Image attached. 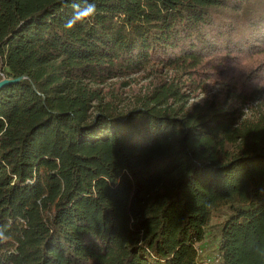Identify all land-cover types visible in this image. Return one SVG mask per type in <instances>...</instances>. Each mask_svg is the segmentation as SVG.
<instances>
[{
    "label": "trees",
    "instance_id": "trees-1",
    "mask_svg": "<svg viewBox=\"0 0 264 264\" xmlns=\"http://www.w3.org/2000/svg\"><path fill=\"white\" fill-rule=\"evenodd\" d=\"M94 2L0 0V264H264V0Z\"/></svg>",
    "mask_w": 264,
    "mask_h": 264
},
{
    "label": "rangeland",
    "instance_id": "rangeland-1",
    "mask_svg": "<svg viewBox=\"0 0 264 264\" xmlns=\"http://www.w3.org/2000/svg\"><path fill=\"white\" fill-rule=\"evenodd\" d=\"M1 71H0V77H1ZM121 82H127L128 86L125 88H122L120 86ZM146 81L142 80L140 77H136V78H131V79H126V80H118L115 81L114 84L115 85V92L118 93L119 96H121V98L124 99V103L123 104H128L129 102H131L135 96H138L141 93V89L143 86H145ZM219 84L216 85H211L208 86V90L209 91H213L219 88ZM264 86V85H263ZM204 93H202V91H198L195 95V97L191 98L189 100V104H194V103H198L201 102L204 98ZM258 97H260V95H258ZM254 103H250L246 108L249 109L250 107H252ZM226 212V211H225ZM224 217V211H219V212H215L212 216V220H211V225H215L217 222H220V220ZM211 253H213V246L211 243H203V245H201V247H199L198 249V254L201 256V258H206V256L210 257ZM212 258V257H211Z\"/></svg>",
    "mask_w": 264,
    "mask_h": 264
},
{
    "label": "clouds",
    "instance_id": "clouds-1",
    "mask_svg": "<svg viewBox=\"0 0 264 264\" xmlns=\"http://www.w3.org/2000/svg\"><path fill=\"white\" fill-rule=\"evenodd\" d=\"M62 2L72 10L71 15L64 23L65 29L68 30L73 29L77 24L90 21L97 13L94 0H62ZM6 239L3 231H0V241Z\"/></svg>",
    "mask_w": 264,
    "mask_h": 264
},
{
    "label": "water",
    "instance_id": "water-1",
    "mask_svg": "<svg viewBox=\"0 0 264 264\" xmlns=\"http://www.w3.org/2000/svg\"><path fill=\"white\" fill-rule=\"evenodd\" d=\"M14 81H11V80H7V79H3L0 81V88L5 86V85H9L11 83H13Z\"/></svg>",
    "mask_w": 264,
    "mask_h": 264
},
{
    "label": "built area",
    "instance_id": "built-area-1",
    "mask_svg": "<svg viewBox=\"0 0 264 264\" xmlns=\"http://www.w3.org/2000/svg\"><path fill=\"white\" fill-rule=\"evenodd\" d=\"M1 77H3V75H1Z\"/></svg>",
    "mask_w": 264,
    "mask_h": 264
}]
</instances>
